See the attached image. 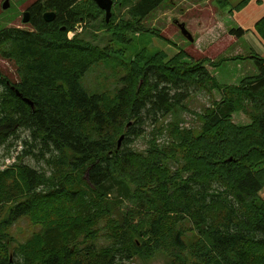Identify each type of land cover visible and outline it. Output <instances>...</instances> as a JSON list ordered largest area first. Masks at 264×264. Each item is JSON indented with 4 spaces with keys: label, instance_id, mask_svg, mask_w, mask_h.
I'll list each match as a JSON object with an SVG mask.
<instances>
[{
    "label": "trees",
    "instance_id": "1",
    "mask_svg": "<svg viewBox=\"0 0 264 264\" xmlns=\"http://www.w3.org/2000/svg\"><path fill=\"white\" fill-rule=\"evenodd\" d=\"M172 2L118 0L106 23L93 0H37L27 10L31 31H0V60L17 78L0 70V148L13 159L0 169V264H119L156 254L170 264H264V58L247 56L257 75L226 86L204 59L136 50L135 35H156L146 18ZM97 22L93 39L105 33L106 47L81 36ZM77 25L82 33L69 40ZM255 29L264 40V17ZM116 53L121 87L87 93L81 78ZM192 89L221 94L195 114L197 130L178 116L189 112ZM236 113L250 124H234ZM145 119L153 130L136 152L128 145L146 137ZM27 156L52 173L24 165ZM25 217L41 230L11 254L8 230ZM100 238L110 245L97 247Z\"/></svg>",
    "mask_w": 264,
    "mask_h": 264
},
{
    "label": "rangeland",
    "instance_id": "2",
    "mask_svg": "<svg viewBox=\"0 0 264 264\" xmlns=\"http://www.w3.org/2000/svg\"><path fill=\"white\" fill-rule=\"evenodd\" d=\"M6 0H0V31L6 28H19L24 31H31V24L23 23V14L27 12L28 8L35 3L37 0H8L9 8L3 10L2 6ZM116 2L118 0H115ZM173 3H167L162 5L156 11L151 13L146 20L143 22V27L146 30H153L156 35L153 34H141L139 37L135 35L133 38L134 47L136 50H140L141 48L148 47L150 52L153 51H161L167 54L170 58L177 54L178 52H184L189 56L190 60H205L209 66L212 67L213 63L209 61L214 60L218 63L217 66L214 67L216 69L215 77L217 82L221 85H232L235 84L239 74L244 72L245 68L248 65V58L251 54H254L257 51L256 46L252 39L247 38L239 41L238 48L239 56L244 57L242 60H232L227 61V65L224 66L225 62H222L219 65V62L224 60L221 59V51L226 46L225 52L229 55L235 54L234 47H230V44L227 42V38L229 35L233 37L239 38L237 35L238 28H235L233 22L229 20H225L228 16V8L219 9L216 0L209 1L207 3L198 2L196 0H173ZM174 4V5H173ZM114 9V8H113ZM183 9V10H182ZM218 10V16H220L219 21L226 25V31L224 35L220 38H223V42L214 44V45H205L202 44V48H198V44H196L195 40L198 34L199 26L196 23V19L204 18L207 22L212 18V13ZM186 11V12H185ZM165 13V14H163ZM163 14V15H162ZM123 12L119 11L116 16V20H119L123 17ZM171 18L169 22L168 19ZM217 17V16H215ZM218 18V17H217ZM157 20L156 22H154ZM175 21L179 23H184L186 29L193 37L194 42L191 43L181 34L177 25L174 24ZM98 23L90 24L84 30L83 36L87 41L94 43L93 45L106 47L109 43V36L103 32H98L96 35V40L93 39V35L98 27ZM222 40V39H221ZM254 48L252 51L251 48ZM228 48V49H227ZM119 49V46H117ZM131 53L128 51L125 54L124 59H128ZM113 58L110 62L100 63L93 66L80 80L81 86L85 89V91L89 94H103L107 93L108 95H112L115 90L121 87L119 79L124 75V71L119 67V54H112ZM188 60V59H187ZM186 60V62H187ZM239 62V63H237ZM237 64H242L244 67L241 71L238 69ZM0 70L7 75V77L12 81H17L16 74L13 66L10 63H7L3 60H0ZM257 72V71H256ZM247 76H252V74H248ZM190 95L188 99L185 100L184 104L189 109V112L178 113L179 118L182 120L181 125L184 128L188 129H199L200 123L196 118L195 114L202 113L203 110L209 107L212 102L211 100H216V98H221V94L214 91L211 96H209L205 91L200 90H190ZM216 97V98H215ZM170 117L167 118L165 123L170 121ZM232 120L234 124L240 126H246L250 124V119L244 116L242 113H236L232 116ZM143 130L145 131L146 137L135 139L131 144L128 145L131 150L136 152H143L146 148V138L148 134L153 130V124L149 119H145V125L143 126ZM25 136V134H23ZM163 139L166 138V135H163ZM162 141V139H161ZM6 149L5 147L0 148V169L6 167L12 163V159L9 158L5 161ZM11 154V153H10ZM14 155V153H13ZM8 161L10 162L8 164ZM5 162V165H4ZM22 163L31 169H35L36 171H45L49 176L52 173V169L46 167L43 161H37L35 158L31 156H27L22 160ZM260 196L264 199V189L261 191ZM9 207V206H7ZM105 221H102L98 224V228L100 232L105 233ZM41 230L40 226L33 225L30 220L25 217L16 221L8 230V235L11 240H9L8 247L9 251L12 254V251L20 244L24 243L28 240L32 235L38 233ZM97 247H107L110 245V242L106 238H100L95 243ZM119 264H170L169 260L165 258L162 254H156L152 257H145V255L140 256L137 255L133 258V260H122Z\"/></svg>",
    "mask_w": 264,
    "mask_h": 264
},
{
    "label": "crops",
    "instance_id": "3",
    "mask_svg": "<svg viewBox=\"0 0 264 264\" xmlns=\"http://www.w3.org/2000/svg\"><path fill=\"white\" fill-rule=\"evenodd\" d=\"M183 1H185V0H183ZM209 1L210 0H206V1H204V3H207ZM211 1H213V0H211ZM242 1L243 0H226V2H227L226 7H221L220 5H218L219 9H224V8L229 9L228 16H227V18H225V20H229V21L233 22V24L235 25V28H238V30L242 31V35L239 38L233 37L231 35L228 36L227 42H228V44H230L229 48L234 47L235 54H233V55L227 54L225 52L226 46H223L224 48L221 51V56H222L221 59H228L227 61H232L233 58L240 57L238 54L240 51V49L237 47L238 43H239V41H241L243 39H247V38H250L253 40L254 45L256 46L257 51H258V52H255L254 54H251V55H257L259 57L264 58V40L259 36V34L257 33V31L255 29L257 22L260 21L264 17V0H248L244 7H242L240 10H235V7H237ZM163 14H165V13H163ZM212 14H213L212 18L210 19L209 22H207L204 18L201 19L202 21H200V18L196 19V23L199 26V30H198V34H197L198 38H196L195 42H196V44H198V46H199L198 48H200V49L202 48V44L214 45V44H217V43H220V42H223L226 40V39L223 40V38H220L221 36L224 35V32L227 29H226V25H224V23L219 21L220 16H218V10L216 11V9H215V12ZM215 16H217L218 18ZM156 21L157 20H155L154 22H156ZM251 50L253 51L254 48L252 47ZM209 62L213 63V64L217 63L214 60H211ZM226 62L224 63V66L227 65ZM247 62H248L247 68H245L244 72H241L239 74V77L237 78L235 84L226 85V86H238L240 84V82L243 79H245L246 77H253V76L257 75L258 72H256L257 69H256L253 61L251 59H248ZM237 63H239V62H237ZM213 64L211 67L206 62L205 68L208 70L209 74L215 78L217 76L215 75L216 69H214L215 66ZM221 64H219V65H221ZM237 65L239 66L238 69L240 71L244 68L242 66V64H237ZM248 74H252V76H247ZM216 100L219 101L220 98L219 99L216 98Z\"/></svg>",
    "mask_w": 264,
    "mask_h": 264
},
{
    "label": "water",
    "instance_id": "4",
    "mask_svg": "<svg viewBox=\"0 0 264 264\" xmlns=\"http://www.w3.org/2000/svg\"><path fill=\"white\" fill-rule=\"evenodd\" d=\"M93 2L96 4V6L104 12L105 15V22L108 23L111 19L112 16V7H113V2L112 0H93ZM3 10H6L9 8V1L6 0L2 6ZM43 18L45 22L50 23L54 20L55 14L53 12H47L43 15ZM23 23H29L30 22V13L27 11L23 14ZM175 25H177L178 29L180 30L181 34L187 39L189 42L193 43L194 40L190 33L187 31L185 24L184 23H179L178 21L174 22ZM17 96L19 94L16 92ZM23 101L31 106V103L27 101L26 99H23ZM123 137H120L117 145L120 147L121 141Z\"/></svg>",
    "mask_w": 264,
    "mask_h": 264
},
{
    "label": "built area",
    "instance_id": "5",
    "mask_svg": "<svg viewBox=\"0 0 264 264\" xmlns=\"http://www.w3.org/2000/svg\"><path fill=\"white\" fill-rule=\"evenodd\" d=\"M82 31V25H78L75 27L74 31L68 34V39H72L75 34H78Z\"/></svg>",
    "mask_w": 264,
    "mask_h": 264
},
{
    "label": "bare ground",
    "instance_id": "6",
    "mask_svg": "<svg viewBox=\"0 0 264 264\" xmlns=\"http://www.w3.org/2000/svg\"><path fill=\"white\" fill-rule=\"evenodd\" d=\"M123 137V136H122Z\"/></svg>",
    "mask_w": 264,
    "mask_h": 264
}]
</instances>
